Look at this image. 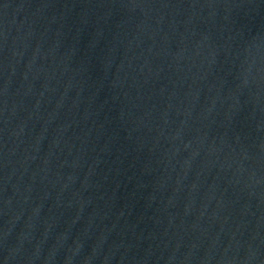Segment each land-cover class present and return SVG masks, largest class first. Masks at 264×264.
<instances>
[{
	"label": "water",
	"instance_id": "1",
	"mask_svg": "<svg viewBox=\"0 0 264 264\" xmlns=\"http://www.w3.org/2000/svg\"><path fill=\"white\" fill-rule=\"evenodd\" d=\"M0 264H264V0H0Z\"/></svg>",
	"mask_w": 264,
	"mask_h": 264
}]
</instances>
